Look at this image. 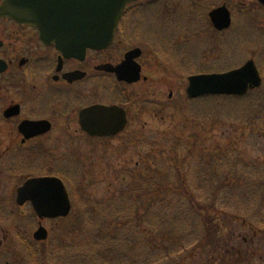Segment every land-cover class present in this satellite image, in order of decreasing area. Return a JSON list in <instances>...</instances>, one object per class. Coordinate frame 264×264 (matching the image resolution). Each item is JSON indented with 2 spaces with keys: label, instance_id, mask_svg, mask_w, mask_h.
<instances>
[{
  "label": "rangeland",
  "instance_id": "rangeland-1",
  "mask_svg": "<svg viewBox=\"0 0 264 264\" xmlns=\"http://www.w3.org/2000/svg\"><path fill=\"white\" fill-rule=\"evenodd\" d=\"M169 1V4H163L162 1L157 0L149 1L151 5L141 10L133 21V29L137 32H147L145 37L142 38L140 34V38L137 37L131 45L127 46L121 47L119 43L114 44L105 56L109 61L116 55L122 56L130 46L144 48L142 40L147 41L149 38L148 42L153 43V48L157 50L163 48L170 54L173 52V59L172 55H168L166 61L164 56L167 54L163 55L159 52V56L151 57L150 52L147 56L144 49L145 58L140 83L118 89L106 98H119L122 96L121 93H126L141 101L145 108L141 120L148 127L146 125L142 127L140 120L141 124L137 125L140 126L137 129L130 128L117 137L92 141L85 140L86 137H82L81 133L71 131L68 136L62 137V142L60 141L52 148L53 151L45 150L43 156L28 160L25 164L0 167V264H170L171 261L165 259L166 252L160 254V245L156 244L155 247L152 245L153 250H150L151 246L150 248L147 246L149 241L154 240L148 241L138 232L144 228L143 225L137 232L130 233V229L119 225V221L113 219L111 214H103L106 219L105 222L102 220L104 232L113 233L119 230L117 236L103 238L100 232L97 234L98 228L102 227L101 220L97 222V219L88 222L90 227H87L83 235L81 231L77 232V228L84 222L79 215L76 219L74 215L69 216L67 221L41 222L47 231V238L43 242L33 240L40 222L29 204L24 207L16 204L13 192L27 180L32 172L36 176H40L42 170L43 175L52 173L57 175L65 172L74 176L73 182H76L69 185L71 194L76 191V196L72 200L79 201L76 212L82 213L88 201L95 207L97 205L100 207L101 202L106 206L112 205L124 188L119 178L121 179L123 175L139 176L142 172L141 164L149 151L156 152L152 154V159L160 161L158 157L162 154L160 150L170 149V145L166 146L167 139L164 137L175 140L182 138L191 142L195 141L196 135L199 134L196 141L200 142L194 145L195 153L191 161L203 158L209 160V155L212 156L214 152L220 151L229 152L231 157H237L241 164L239 165L242 171L240 177L243 173L246 175L248 173L256 178L251 187L253 191L250 187L248 189L254 195L253 201L243 202L238 198L239 206H235L236 202L232 199L222 201L220 198L217 205H222L220 207L230 210L231 213L232 211L245 212L244 217L248 219L256 209H264L262 208L264 205H261L264 204V198H259L264 192V129L258 133L251 127L236 128V121L251 122L255 119L263 124L264 83L262 88L251 91L244 99L226 100L217 97L196 105L187 103L185 100L187 78L193 74L233 70L253 59L261 67L264 77V6L257 0ZM222 5L230 10L232 24L226 32H216L210 25L208 14ZM159 38L161 42L158 41ZM153 48L150 50L154 52ZM104 60L101 59L102 62ZM107 60L105 62H108ZM169 105H172V108L167 115L172 118L162 120L159 112ZM194 110L206 114L208 110H214L215 114L212 115L214 126L212 127L211 123H205L206 130L202 127L196 129L198 124L193 115ZM186 114L191 115L190 118H185ZM196 117L202 118L197 114ZM244 117L246 119H241ZM261 127L262 125H258V128ZM137 131L143 132V135L138 138L132 137V132ZM2 143L4 146L0 145L3 149L9 148L5 141ZM69 144L75 145L76 148L71 149ZM166 158L169 159V156L166 155ZM26 165L30 168L24 169L25 176L20 177L18 170ZM69 168H73V171L69 172ZM46 169L51 174L46 172ZM162 171L172 178L171 181L174 184L177 182L179 170L175 168V165L167 163ZM221 171L222 169L219 170L220 173ZM69 181L73 183L72 180L69 179ZM168 188L174 189L172 185ZM241 189L246 190L244 186ZM194 197L197 198L196 193ZM188 200L194 202L191 197ZM73 203L76 207L77 204ZM96 214L100 217V210L96 211ZM249 222L250 226H240L235 221L223 220L222 227L232 226L233 230H236L234 236H238L241 232L248 234L249 241H253L254 244V250L250 253L243 251L244 256L250 260L248 264H264V227L260 226L259 231L256 232L258 226L256 218L250 219ZM237 226L240 227L236 228ZM253 236H255L254 239H252ZM25 238L27 242H24ZM112 239L123 242L116 245ZM181 241L182 245L176 242L168 246L173 255L181 250L179 255L187 257L182 264L211 262L212 258H208L205 252L207 243L204 244H207L204 248L201 247L197 238L185 237ZM231 241L234 243L233 245L230 243L228 248L239 247L235 238ZM216 242L217 240L209 243L211 245L208 248L212 247V243L214 244L212 249L218 244L221 245L217 247L219 249L217 257L226 259L225 264L228 263L229 258L223 255L226 247ZM118 246L120 250L117 249Z\"/></svg>",
  "mask_w": 264,
  "mask_h": 264
},
{
  "label": "trees",
  "instance_id": "trees-1",
  "mask_svg": "<svg viewBox=\"0 0 264 264\" xmlns=\"http://www.w3.org/2000/svg\"><path fill=\"white\" fill-rule=\"evenodd\" d=\"M212 98L215 99L217 97H205L194 101L186 99V102L196 105V103L199 102L210 101ZM223 98L227 100L232 97H219V99ZM244 98L246 97L236 99ZM254 111H256V109ZM213 113L215 114L214 110H208L207 114L194 110L193 115L197 119L196 123L198 124L196 129L202 127L203 130H206L207 124L210 123L213 127ZM196 114L202 118L196 117ZM190 116L186 114L185 118H190ZM241 119L246 118L244 117ZM252 121H236V128L251 127L253 131H257L258 133L263 131L264 119L263 124L258 123L259 121L255 119ZM186 123L189 124L188 121H186ZM258 125H262V127L258 128ZM197 135L195 137L196 139L194 138L195 141L191 142L185 141L182 138L181 140H175L164 137L167 139L166 146L170 145V149H165L166 152L160 150V153H162L160 156L158 155L160 161H156L155 158L152 159V154L156 152L150 153L149 151L141 164L142 172H140L139 176L123 175L121 179L119 178L124 188L119 192L116 198L117 200H115L112 205L108 204L106 206L105 203L102 204L101 202L99 203L100 207L98 205L95 207V205H92V203L88 201L81 213L79 211L76 212L79 201L75 200V204L77 205L74 207L73 211L76 213L73 212L71 216L75 215L76 219V216L79 215L84 222L77 228V232L81 231L84 235L87 231V227H90L88 222L97 219V222L101 220L100 226L102 227L98 228L96 233L100 232L103 238H107V236H117L119 230H115L113 233L104 232L103 221L105 222L106 219L103 214H111L113 219L119 221V225L128 227L130 233L137 232L143 225L144 228L138 232L146 240H154L149 241L147 246L149 248L151 246L150 250H153L152 245L154 247L156 244L160 245V254L162 255L166 252L165 259L170 260V264H182L187 260V257L179 255L181 250L176 251L173 255V252L170 251L168 246V244L176 242L182 245L181 239L185 237L197 238L201 247L203 246L204 248H206L208 244L205 252L208 258L212 259H210V263L206 264H225L226 259L217 257V252L219 251L217 247H221V245L218 244L216 248L214 247L212 249L213 243L216 240V244L221 243L222 247H226L223 252V255L229 258V262L226 264H248L250 260L248 257L244 256L243 251L250 253V251L254 250L253 241H249V235L246 233L244 234L241 232L238 236H234L236 230H233L232 226L229 227L224 224L223 228L222 223L223 220H229L230 222L235 221L240 226H250V219L256 218L258 223L256 232H258L260 226L264 227V209H256L250 216L251 218L248 219L244 217L245 212L232 211L231 213L230 210H225L224 207H220L222 205L218 206L217 204H219L220 198L222 201L232 199L233 202H236L235 206H239L237 202L239 201L238 198L243 202H252L254 195L248 189L250 187L253 191L251 187H253L252 185L256 178L251 177V174L248 173V176L246 173H243V176L240 177V173H242L241 167H239V165H241L240 161L237 157H231L229 152H214L212 156L209 155V160L203 158L198 161H191L195 153V151H193L195 149L194 145H198L200 142L199 140L196 141ZM161 148L164 149L163 147ZM169 153L171 155H169ZM166 155L169 156L170 160L166 158ZM146 162L148 163L147 165L145 164ZM167 163L173 166L175 165V168L179 170L176 182L178 184L175 183L176 185L171 181L172 178L162 171L165 169ZM196 164H198L197 167L195 166ZM220 168L223 173L222 171L221 173L219 172V170H221ZM181 170L183 172H181ZM219 174H221L222 177ZM170 185L174 187L173 190L168 188ZM243 186L246 190L241 189ZM75 192L72 194L73 197L76 196ZM195 193L197 194V198L194 197ZM223 194H225V196H223ZM189 197H191L194 202H189ZM259 198H264V192ZM99 210L101 213L100 217L96 214V211ZM62 220L67 221V219ZM232 238H235L236 242L239 244V247L236 249L228 248L230 243L231 245L234 243L231 241ZM254 238L255 236H253L252 239ZM116 241L118 240H114L113 242L116 245L123 242L122 240L121 242ZM211 242H213L212 247L208 248ZM205 243L207 244L204 245ZM105 245H107L106 242ZM119 248L120 246H118L117 249Z\"/></svg>",
  "mask_w": 264,
  "mask_h": 264
},
{
  "label": "flooded vegetation",
  "instance_id": "flooded-vegetation-1",
  "mask_svg": "<svg viewBox=\"0 0 264 264\" xmlns=\"http://www.w3.org/2000/svg\"><path fill=\"white\" fill-rule=\"evenodd\" d=\"M2 2L0 0V6ZM124 33V28L119 27L113 45H131L140 38L139 33L136 38ZM119 35L123 41H119ZM148 40H142L144 48L130 46L122 56L116 55L109 61L105 56L113 45L102 51L87 48L81 59L69 49L64 51L61 43H44L35 27L0 16V144L3 147L5 141L9 147L3 149L0 145V167L25 164L43 156L45 150L53 151L71 131L84 135L81 115L97 105L122 108L127 120L125 131L137 129L141 122L142 127H148L137 109L139 100L126 93H121L119 98L106 99L118 89L135 86L140 81L135 85L119 82L114 74L105 70L106 66L121 63L125 54L136 48L141 50L137 61L143 69L145 50L148 56L152 48ZM31 123H38L36 129L23 130ZM28 168L30 166L26 165L18 170L20 177L25 176L24 169ZM40 176L43 177V170Z\"/></svg>",
  "mask_w": 264,
  "mask_h": 264
},
{
  "label": "water",
  "instance_id": "water-1",
  "mask_svg": "<svg viewBox=\"0 0 264 264\" xmlns=\"http://www.w3.org/2000/svg\"><path fill=\"white\" fill-rule=\"evenodd\" d=\"M131 1L137 0H3L0 16L35 27L44 43H61L64 51L69 49L83 59L87 48L104 50L112 44L117 24ZM258 1L264 5V0ZM210 17L220 30L231 24L225 7L213 11ZM137 56L132 54L123 65L106 70L115 72L121 81L136 82L140 80V68L133 62ZM261 83L260 73L250 61L228 73L191 77L187 94L190 99L206 95L241 96ZM37 124L26 125L23 130L36 129ZM125 124L124 112L116 107L95 106L81 115L82 128L90 136L115 135ZM16 202L19 206L30 202L40 219L67 217L71 211L63 182L52 177L26 181L17 191ZM35 238L45 240L47 231L40 228Z\"/></svg>",
  "mask_w": 264,
  "mask_h": 264
}]
</instances>
